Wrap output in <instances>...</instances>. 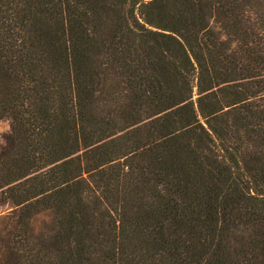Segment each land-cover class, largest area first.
I'll list each match as a JSON object with an SVG mask.
<instances>
[{
	"label": "trees",
	"instance_id": "trees-1",
	"mask_svg": "<svg viewBox=\"0 0 264 264\" xmlns=\"http://www.w3.org/2000/svg\"><path fill=\"white\" fill-rule=\"evenodd\" d=\"M0 264H264V0H0Z\"/></svg>",
	"mask_w": 264,
	"mask_h": 264
},
{
	"label": "rangeland",
	"instance_id": "rangeland-1",
	"mask_svg": "<svg viewBox=\"0 0 264 264\" xmlns=\"http://www.w3.org/2000/svg\"><path fill=\"white\" fill-rule=\"evenodd\" d=\"M10 132V125L8 120H0V148L4 145V139ZM9 204H5L0 199V215L8 213L10 209Z\"/></svg>",
	"mask_w": 264,
	"mask_h": 264
}]
</instances>
